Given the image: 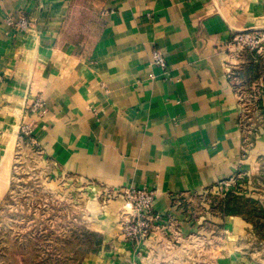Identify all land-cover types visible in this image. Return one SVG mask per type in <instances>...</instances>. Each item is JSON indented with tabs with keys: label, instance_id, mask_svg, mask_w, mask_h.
Masks as SVG:
<instances>
[{
	"label": "crops",
	"instance_id": "obj_1",
	"mask_svg": "<svg viewBox=\"0 0 264 264\" xmlns=\"http://www.w3.org/2000/svg\"><path fill=\"white\" fill-rule=\"evenodd\" d=\"M8 16L27 18L29 28L7 26ZM249 30H264V0H0V198L28 125L52 176L71 190L144 186L156 194L154 213L171 222L128 241L122 198L91 199L88 225L100 243L81 264H169L175 247L198 237L220 241L217 264H249L237 247L242 217L200 204L191 219L179 199L246 161L243 107L227 66L233 36ZM38 98L41 116L29 111ZM256 140L264 145V134ZM158 240L169 250L150 249Z\"/></svg>",
	"mask_w": 264,
	"mask_h": 264
},
{
	"label": "rangeland",
	"instance_id": "obj_2",
	"mask_svg": "<svg viewBox=\"0 0 264 264\" xmlns=\"http://www.w3.org/2000/svg\"><path fill=\"white\" fill-rule=\"evenodd\" d=\"M90 20L91 29L83 34L86 44L92 43L97 28L95 19ZM230 43L227 69L243 107L246 161L230 178L201 194H187L179 199L190 204L186 213L192 219L201 205H220L226 198L234 197L231 198L234 208L246 218L237 247H242L251 264H264V145L256 142L264 134V30L238 32ZM19 135L12 154L9 187L0 198V264H81L87 249L95 243L96 233L88 225L93 213L90 201L106 204L121 197L122 219L125 188H119L118 192L102 187L80 192L71 190L64 179L52 176L44 160V150L31 127L21 126ZM229 186H237L238 198L228 196ZM240 193L246 195L241 198ZM170 225L167 218V224L161 228L169 229ZM166 232L171 238L174 236L171 230ZM166 240L171 242L169 238ZM219 242L198 237L175 247V255L177 252L179 255L170 253L166 260L169 264L175 261V264L181 261L217 264L219 260L213 252L220 251ZM162 244L158 240L150 249L169 250L168 244Z\"/></svg>",
	"mask_w": 264,
	"mask_h": 264
},
{
	"label": "built area",
	"instance_id": "obj_3",
	"mask_svg": "<svg viewBox=\"0 0 264 264\" xmlns=\"http://www.w3.org/2000/svg\"><path fill=\"white\" fill-rule=\"evenodd\" d=\"M6 24L19 32H26L29 21L25 17L14 20L12 16L6 18ZM153 64L163 68L165 66L164 56L154 51L152 54ZM29 111L41 116L45 111L42 99H35ZM231 186H229L230 188ZM125 202L121 219V235L125 240H144L151 230L167 224V219L154 213L155 192L147 187H127L124 189Z\"/></svg>",
	"mask_w": 264,
	"mask_h": 264
},
{
	"label": "trees",
	"instance_id": "obj_4",
	"mask_svg": "<svg viewBox=\"0 0 264 264\" xmlns=\"http://www.w3.org/2000/svg\"><path fill=\"white\" fill-rule=\"evenodd\" d=\"M237 190H239L237 188V186L236 187L232 186L230 188L229 192H228V196H234V195H236L235 198H238L239 196L237 197V194H236V193H238ZM239 195L241 196V198H243L242 195H244V194L243 193H240ZM231 198H234V197H231ZM231 198H226L224 200V203L223 204H220V205H218V204H212L211 205V210H214L213 213H218V214H220L222 216L223 215L240 216L239 215L240 214V211H239V209L234 208V206L232 204L233 203V200ZM240 217H242V216H240ZM242 218L245 221L246 218L244 216ZM93 237H94V241H95L94 246H93V248H88L87 251L94 250L96 247H98V244L100 243L99 242V238L97 237V235L94 234Z\"/></svg>",
	"mask_w": 264,
	"mask_h": 264
}]
</instances>
